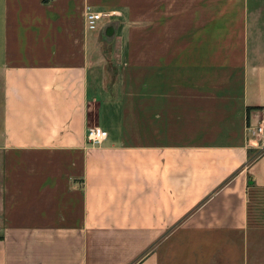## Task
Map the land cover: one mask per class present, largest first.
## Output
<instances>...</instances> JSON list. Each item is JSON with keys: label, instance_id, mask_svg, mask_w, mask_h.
I'll return each instance as SVG.
<instances>
[{"label": "crops", "instance_id": "crops-1", "mask_svg": "<svg viewBox=\"0 0 264 264\" xmlns=\"http://www.w3.org/2000/svg\"><path fill=\"white\" fill-rule=\"evenodd\" d=\"M82 4L0 0V264H264V0Z\"/></svg>", "mask_w": 264, "mask_h": 264}, {"label": "built area", "instance_id": "built-area-1", "mask_svg": "<svg viewBox=\"0 0 264 264\" xmlns=\"http://www.w3.org/2000/svg\"><path fill=\"white\" fill-rule=\"evenodd\" d=\"M109 13L97 11H86L83 14V22L87 29H96L103 16ZM247 135L250 136L251 142L258 148V151H264V119L258 121L253 126H247ZM106 137V131L99 126L87 127L85 131V141L89 144L98 145Z\"/></svg>", "mask_w": 264, "mask_h": 264}, {"label": "rangeland", "instance_id": "rangeland-1", "mask_svg": "<svg viewBox=\"0 0 264 264\" xmlns=\"http://www.w3.org/2000/svg\"><path fill=\"white\" fill-rule=\"evenodd\" d=\"M83 1V4H82V8H83V14L86 12V11H93V10H91L89 7H86V5H90V6H93V8L95 9V10H97V12H102V13H109V10H106V6H109V5H111L112 3H115V4H117V3H119V2H121L122 0H82ZM86 7V8H85ZM112 16L114 17H119V14L118 15H116V14H110V15H108V16H103L102 17V19H101V21H100V23L98 24V25H100V24H102V23H117L118 21L117 20H113L112 19ZM97 25V26H98ZM103 34H106V35H104L105 36V43H103V53H100L99 55H98V59H99V63L101 64L100 65V69H99V73H101V72H103V71H105V70H103L102 68H103V66H104V63L102 64V58L106 55H108L109 54V51L106 53V52H104V50H105V48L107 47V46H111L110 44H112V42L114 43V37H113V32H112V30H106V32H103ZM89 127H91V126H89Z\"/></svg>", "mask_w": 264, "mask_h": 264}]
</instances>
